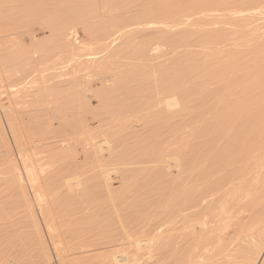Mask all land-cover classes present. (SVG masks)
Returning a JSON list of instances; mask_svg holds the SVG:
<instances>
[{
  "label": "bare ground",
  "instance_id": "bare-ground-1",
  "mask_svg": "<svg viewBox=\"0 0 264 264\" xmlns=\"http://www.w3.org/2000/svg\"><path fill=\"white\" fill-rule=\"evenodd\" d=\"M0 238V264H264V0H0Z\"/></svg>",
  "mask_w": 264,
  "mask_h": 264
},
{
  "label": "rangeland",
  "instance_id": "rangeland-1",
  "mask_svg": "<svg viewBox=\"0 0 264 264\" xmlns=\"http://www.w3.org/2000/svg\"><path fill=\"white\" fill-rule=\"evenodd\" d=\"M84 83L86 84V86H87V91H86V94H87V96H89V97H94L95 95H96V93H97V91H96V88L95 87H91V81L89 80V79H85L84 80ZM94 103L96 104L97 102L96 101H94ZM16 144H14V147H16L15 148V151L17 152V150H18V148H17V146H15ZM17 149V150H16ZM0 240H1V238H0ZM4 240V238L2 239V241ZM3 242H7V241H3ZM2 242V243H3ZM1 243V244H2ZM6 245V244H5ZM1 247H3L4 248V245L3 246H1ZM7 248V246L4 248V251H5V249ZM52 248V250H53V247H51ZM1 249V248H0ZM1 251H2V249H1ZM1 251H0V253H1ZM3 251V252H4ZM7 251H8V249H7ZM7 251H5V253L7 252ZM2 252V253H3ZM52 252H54V250L52 251ZM55 253V252H54ZM53 253V254H54ZM4 254V253H3ZM55 255V254H54ZM3 256V255H2ZM5 257H6V254L4 255ZM8 256V255H7ZM4 258V257H3ZM55 260V261H54ZM57 260V261H56ZM59 259H57V257L55 256L54 258H53V260H52V263L51 264H60L59 262H61L60 260L58 261ZM54 261V262H53ZM63 264V263H62Z\"/></svg>",
  "mask_w": 264,
  "mask_h": 264
}]
</instances>
